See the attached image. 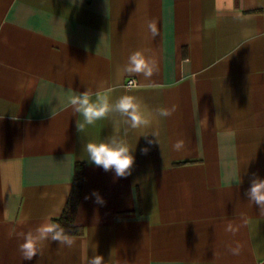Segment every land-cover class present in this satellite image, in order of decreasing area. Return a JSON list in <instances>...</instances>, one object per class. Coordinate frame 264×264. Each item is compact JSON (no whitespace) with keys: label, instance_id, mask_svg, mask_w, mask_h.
Masks as SVG:
<instances>
[{"label":"crops","instance_id":"1","mask_svg":"<svg viewBox=\"0 0 264 264\" xmlns=\"http://www.w3.org/2000/svg\"><path fill=\"white\" fill-rule=\"evenodd\" d=\"M137 50L157 63L151 79L122 72ZM86 89L176 111L139 129L110 114L79 133L68 99ZM125 129L135 164L115 178L84 145ZM76 163V244L47 241L25 261L17 233L61 215ZM252 173L264 178V0H0V264H264Z\"/></svg>","mask_w":264,"mask_h":264},{"label":"clouds","instance_id":"2","mask_svg":"<svg viewBox=\"0 0 264 264\" xmlns=\"http://www.w3.org/2000/svg\"><path fill=\"white\" fill-rule=\"evenodd\" d=\"M148 32L152 39L160 35L158 24L155 19L150 20L147 24ZM148 50H137L131 53L127 63L123 66L122 72L129 76H142L144 79H151L157 72V63L154 58L148 56ZM137 81L132 79L129 81L128 87L131 89ZM111 89L104 91L92 92L86 89L78 94H73L68 99V104L72 108L74 115L82 117L76 120L77 132H84L87 126L94 125L98 120L106 119L110 114H118L124 118L123 122L131 129L147 128L151 126L153 118H168L176 111V106L160 107L154 112H145L142 101L133 95H122L114 102L110 99ZM127 129L124 130V136L113 134L100 142H88L84 145V151L90 163L97 167H101L105 172H114L115 178H127L132 174L135 164L134 151L128 141L125 139ZM153 137L159 135L154 131ZM147 137L148 135H144ZM157 142L148 140L149 145ZM185 142L177 140L173 145L175 151L183 150ZM148 147L141 149L142 154L149 152ZM245 196L251 205L259 208V213L264 216V178L259 177L256 173H252L250 179V187L245 191ZM94 197L95 203L103 205L105 203L103 197L98 191H93L85 199ZM27 218H25L26 220ZM24 221H22L23 223ZM225 231L236 234L238 226H234L229 222ZM17 238L22 242L19 244V252L25 261H32L38 254H42L43 245L47 241L58 242L59 245L72 248L76 241L64 228L55 222L51 216L45 217L44 221L35 229H29L27 232L21 231L17 233ZM233 255H238L240 246L229 249ZM85 264H105L101 255H93L85 258Z\"/></svg>","mask_w":264,"mask_h":264},{"label":"trees","instance_id":"3","mask_svg":"<svg viewBox=\"0 0 264 264\" xmlns=\"http://www.w3.org/2000/svg\"><path fill=\"white\" fill-rule=\"evenodd\" d=\"M84 179L83 164L76 163L74 168L73 184L70 195L61 215L53 220L59 223L68 234H76L78 227L75 225V217L79 205Z\"/></svg>","mask_w":264,"mask_h":264},{"label":"built area","instance_id":"4","mask_svg":"<svg viewBox=\"0 0 264 264\" xmlns=\"http://www.w3.org/2000/svg\"><path fill=\"white\" fill-rule=\"evenodd\" d=\"M132 80V79H131ZM130 81V80H129ZM129 81H128V83L127 84H129Z\"/></svg>","mask_w":264,"mask_h":264}]
</instances>
